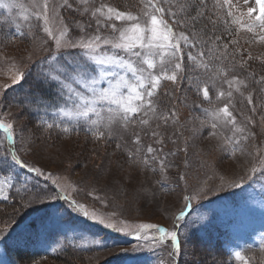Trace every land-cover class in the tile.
I'll use <instances>...</instances> for the list:
<instances>
[{"label":"snow or ice","instance_id":"snow-or-ice-1","mask_svg":"<svg viewBox=\"0 0 264 264\" xmlns=\"http://www.w3.org/2000/svg\"><path fill=\"white\" fill-rule=\"evenodd\" d=\"M231 2L232 0H223L221 3V0H217V7L223 8ZM140 3L142 7L139 12L133 13L120 10L107 0H33L32 10L29 11L17 0H0V9L7 10L9 16L13 9H21L23 21L35 19L42 22V32L54 45L52 48L46 47L48 40L45 39L39 50L28 54L27 64L23 61H11V75L8 77L11 83L0 84V104H3L5 94L10 89L15 91L13 85H22L27 77L32 76L35 88L29 89L24 103L28 111L37 115L39 127L45 132L59 130L69 138L83 130L94 143L122 140L123 133H129L132 147L124 142L116 143L115 148L125 153L131 164L158 174L160 179L156 183L160 185L161 191L170 192L175 189L169 186L168 171L179 165L163 155L165 137L158 129L161 125L166 127L169 123H179L178 111L171 103L176 99L175 88L187 82L202 95L204 101L212 104L209 85L215 87L217 78L222 77L220 83L227 87H220L215 91L216 100L221 101L222 106L204 108L206 119L201 120L200 124L209 128L210 136L223 140L221 147L231 158H237L238 154L247 158V175L235 178L220 176L218 185H209L205 180L197 186H190L186 174H179L177 186L180 181L184 182L181 195L183 206L175 215L171 228L157 224L133 226L123 220L113 222L110 216H114V212L106 218L102 213L90 211L84 203L67 194L70 185L62 183L60 177L29 163L26 156L32 152V136L25 135V130L21 129L18 147L15 124L8 119L12 113L0 110V129L7 133L8 141L7 145L0 142V200L10 199L11 190L15 187L17 168L50 180L59 190L53 193H31L27 184H24L25 196L21 199L25 203L22 207H48L42 217L18 226L19 232L12 227L15 220H10L0 228V244L9 241L17 245L26 244L33 234L75 232L77 226L66 219L55 204L64 200L73 212L105 228L126 235L134 234L136 239L150 245L170 243V264H176V257L182 252L180 228L182 222L184 228L189 227L188 218L196 212L194 202L198 203L225 187H242L246 179L252 180L257 173H261L264 178V149L255 145L252 150L248 147L250 139L255 135L248 132V125H254L255 121L251 116L246 117L245 121H238L235 114L234 94H238L246 105L251 106L250 111L255 112L250 82L264 84V75L256 79L255 73L248 72L241 78V72L247 71V61L252 56L249 54L244 59L243 53L239 51L228 52L227 44L220 51L215 46L216 41L221 39L220 36L215 37L213 47L205 52L203 49L208 41L201 39L197 33L188 31L189 28H195L198 17L204 15L193 5L192 0H140ZM255 3L259 7V13L256 14L257 8L249 6L246 21L241 18L244 13L238 17L229 9L226 15L232 18V25L252 33L254 39L264 41V0H255ZM205 5L206 0H201V7ZM64 9L87 19L74 18L70 23L66 22L62 15ZM224 23L227 25L229 21L225 20ZM73 26L80 35L73 37ZM15 27V33H0L8 44H14L17 38L30 37L31 23L27 24V31L19 23ZM231 43L236 45L237 41L233 40ZM185 47L188 51H185ZM192 49L197 50L195 54ZM40 52L45 54L39 56ZM35 56H39V59H34ZM237 56H240L238 61ZM206 57L219 62L218 65L210 66ZM185 58L192 61L194 69H204L208 80H202L199 76L190 77L186 71ZM229 58L231 66H223L224 61H229ZM237 68L241 72H237ZM230 71L233 74L229 77ZM165 82L171 85V94L162 93ZM161 94L169 97L167 111L160 106ZM15 99L16 97H12L13 102ZM8 107H12V102H9ZM49 115L50 119L45 118ZM219 128L230 129L231 135L220 137L217 132ZM144 135L150 136L160 147H154L151 143L145 145L142 142ZM171 142L176 145L170 153L172 156L180 152L187 154V141L183 145L177 144L176 140ZM183 163L185 168L189 166L187 159ZM20 192L21 188H16V193ZM94 198L101 200L99 196ZM101 203L104 201L101 200ZM260 207L264 208V197L261 198ZM213 219L214 215L197 216L191 222L192 231L206 230L212 225ZM149 230H155V234L149 235ZM87 243L97 247L104 246L98 239ZM52 251H56V248H52ZM234 256L242 264H250L241 251H236ZM0 264L6 262L0 260Z\"/></svg>","mask_w":264,"mask_h":264},{"label":"rangeland","instance_id":"rangeland-1","mask_svg":"<svg viewBox=\"0 0 264 264\" xmlns=\"http://www.w3.org/2000/svg\"><path fill=\"white\" fill-rule=\"evenodd\" d=\"M17 2L24 4L29 11L32 10L33 0H17ZM107 2L120 8V10L133 13L139 12L142 7L140 0H107ZM221 3H223V0H221ZM206 4L210 9L206 10L205 14L211 19L210 22L212 24H210L214 25L213 30L215 27L216 31L219 30L226 33L222 37L221 44L216 42L215 46L219 47L220 51H223L222 46L227 44L228 52L239 51L243 53L244 59H247L249 54L252 56V59L247 61L248 68L246 72H241L239 68L236 69L237 72H241V78L246 76L248 72L255 73L256 79L260 75H264V41L254 39L252 33L232 25L230 23L232 18L226 15L229 9L238 17L241 13H244L245 15L241 18L246 21V13L249 6L257 8L256 14L259 13V7L256 5L255 0H232L230 5H224L223 8L217 7V0H206ZM3 10L5 9H0V33H15L16 30L11 31V27L17 23L21 24L25 31H27L28 23L32 25L30 37L17 38L14 44L6 43L3 35H0V84H9L11 83L8 78L11 75V61H23L27 64L28 54L39 50L45 39L48 40L46 47L52 48L54 45L52 40L42 32V22L35 19H31L28 22L23 21L21 9H13L10 16L8 13L1 14ZM62 15L65 21L69 23L74 18L87 19V17H78L77 13L68 9L62 10ZM225 20H228L229 24L226 25L224 23ZM72 35L73 37L80 35L78 29L74 26L72 27ZM200 38L204 40L205 36L203 35ZM233 40L237 41L236 45L231 43ZM207 47L208 49L212 48V42ZM185 51H188L187 47H185ZM192 51L195 54L197 50L192 49ZM44 54V52H40L39 56ZM39 56H35L34 59H39ZM230 59L229 61H224L223 66L230 67ZM236 59L237 61L240 60V56H237ZM206 60H208L207 57ZM212 60L215 61L214 59ZM212 60H208L210 66ZM185 65L187 74L190 77L199 76L202 80H208V74L205 70L201 68L194 69L192 61L187 58H185ZM232 74L230 71L229 77ZM221 79L222 77L217 78L215 87L212 84L209 85V88H212L209 93L212 104L204 101L202 95L193 91L187 82L175 88L176 99L172 100L171 103L175 105L178 111L179 123H169L166 127L161 125L158 129L165 137L163 155H166L169 161L179 165V167L170 168L168 171L169 186L175 189L170 192L161 191L160 185L156 183L160 179L158 174L131 164L126 154L115 148L116 143L124 142H127L129 147H132L129 133H123L122 140L113 139L94 143L83 130L78 135L73 134L70 138L59 130L45 132L43 128L38 126L37 115L28 111L27 107L21 106L19 101L21 100V94L16 93L13 96L15 91L12 89L5 94L4 102L0 104V110L12 113V116L8 119L15 124L18 147L21 129L25 130V135L32 136V152L26 156L29 163L41 167L45 172H52L60 177L62 183L70 185L67 188V194L78 202L84 203L90 211L95 210L102 213L106 218L114 212L115 215L110 216V219L117 223L121 220L133 226L137 224L156 223L159 225L163 223L161 226L165 225L171 228L175 215L183 206L181 195L184 182L180 181L179 186H177L179 174H186V180L190 186H197L205 180L208 181L209 185H218L220 176L235 178L247 175L245 171L248 166L247 158L241 157L239 154L237 158H231L228 152L221 147L223 140L210 136L209 128L207 126L202 127L200 124V121L205 120L206 116L204 111H198L197 106L205 108L222 106V102L217 101L215 96L217 88L223 87L226 89L227 87L226 85H221ZM16 87L17 85H13V89ZM32 88H35V82ZM25 89V87H22L21 92L24 93ZM171 90V85L165 82L162 93L168 92L171 94ZM250 90L252 92L254 90L259 91L256 96L254 94L253 96L254 99L260 101V105H255V112H251L250 108H246L247 114L244 106L245 102L238 94H234L235 114L238 121H245L248 116H251L255 121L254 125H248V132L255 134L249 141V150H252L253 145L264 149V84L250 82ZM12 97H16L14 102ZM159 99L161 108L167 111L169 97L161 94ZM9 102H12V107L10 108L8 107ZM45 118L50 119V117ZM217 132L220 137L231 135V131L228 128H219ZM172 140H176L179 145H183L187 141V154L180 152L172 156L170 153L176 147L171 142ZM0 142L3 145L8 143L7 133L3 129L0 130ZM142 142L145 145L151 143L154 147H160L147 135L143 136ZM185 159H187L189 165L187 168H185L183 163ZM258 176H262V174L257 173L252 180L246 179L242 187H225L223 190L210 194L198 203L194 202L196 212L192 217L188 218L189 227L184 228V222H182L180 228L183 241L181 244L182 252L178 256L179 262H176V264H216L215 256L207 254L200 246L205 244L203 241L207 242L206 237L208 235L221 237L225 228H227L228 236L234 235L240 222L238 211L243 208L250 210L249 194L245 192V187L248 184L255 183ZM24 184H27L28 191L31 193H53L59 191L50 180L17 168L15 187L11 190L10 199L0 200V228H3L5 224L14 219L15 224L12 227L16 232H19L20 228L18 226H23L44 215L47 205L22 207V204L25 203L21 199V197L25 196L22 187ZM16 188H21L19 194L16 193ZM150 193H155V195ZM96 196H99L104 203L95 199L94 197ZM60 202V200L55 202L56 206L66 214V219L71 220L77 226L75 232H66L67 237L72 241H77L82 246H94L87 242L92 239H98L103 242L104 246H96L95 251L90 253L88 251L80 252L72 245L67 247L68 256H70L64 260L59 261L52 257L21 258L19 259L20 264H142L143 261H147L152 257V253L158 254L160 258L159 264L164 260H166L167 264H170L168 255L169 251H171L170 243L150 245L146 241L136 239L134 234H128V237L134 243L133 245L124 242V245L112 246L114 248L110 249L109 244L114 241L112 240L115 239L114 236L107 237L100 229L87 225L81 220L80 215L73 212L70 208L66 210L63 207V203ZM246 203H249V206ZM199 215H214L212 225L206 230L192 231L191 222ZM240 229L241 227L238 228V231ZM63 234L58 233V237L65 236ZM81 234H84V236L82 237ZM153 234H155V230H149V235ZM32 237H36V234L31 235L26 244L22 243L19 245L25 248H36L37 244L31 242ZM46 240L47 238L44 239V242ZM207 243L211 245L210 242ZM12 246L0 244V260L6 262V264H19L10 250ZM214 248L216 247L214 246ZM124 254L132 255L131 258L134 259H125L122 256ZM245 256L250 261V264H264L263 249L249 251ZM114 257L116 258L112 259ZM222 260L223 262H219L220 264H242L241 261L229 262L224 258Z\"/></svg>","mask_w":264,"mask_h":264},{"label":"trees","instance_id":"trees-1","mask_svg":"<svg viewBox=\"0 0 264 264\" xmlns=\"http://www.w3.org/2000/svg\"><path fill=\"white\" fill-rule=\"evenodd\" d=\"M192 3H193V5H195V7H197L198 9H199V11L200 12H202V13H204V15L202 16V17H198V19H197V21H196V26H195V28H189V30L191 31V32H195V33H197L198 35H199V37H202L203 35L205 36V39H204V41H208V43H207V45L204 47V51L205 52H207L208 51V44L210 43V42H212L214 39H215V37L216 36H220L221 37V39L220 40H222V37L226 34L225 32H223V31H219V30H217L216 31V29H215V27H214V30H213V26L211 25L212 23L210 22V18L205 14V11L206 10H209L210 8L207 6V5H205V6H203V7H201V1H199V0H192ZM193 15H195V12H193L192 13ZM189 23H191V21H189ZM211 23V24H210ZM225 25V24H224ZM220 40L219 41H216V42H220ZM197 42H199V41H197ZM217 48H219V47H217ZM211 65H218V62L217 61H211ZM192 88V87H191ZM193 89V88H192ZM212 88H210V90H211ZM194 90V89H193ZM195 91V90H194ZM212 91V90H211ZM257 93H259V91H257V90H254V92H253V94H254V96H256L257 95ZM254 103L256 104V106H258V105H260V101L258 100V99H254ZM245 111H246V113H247V109H246V107L247 108H250L251 106H248V105H246V103H245ZM248 114V113H247ZM183 242V241H182ZM129 244H131V245H133L134 243L133 242H129ZM120 245H124V244H121V243H116V244H113V245H111V246H109V248L110 249H113L114 247H118V246H120ZM112 246H114V247H112ZM182 246V245H181ZM207 254H209V255H212V256H215V258H216V260H215V262H216V264H220L219 263V257H221V255L215 250V249H213V248H210L209 246H206V245H202V246H200ZM76 248L80 251V252H83V251H88V252H94L95 251V249H96V246H92L91 248H89V249H85V250H83L82 249V247H79V246H76ZM70 256V255H69ZM68 256V250L67 251H65L64 253H60V254H57V255H54L52 258H54V259H57V260H64V259H66V258H68L69 257ZM120 256V255H119ZM123 256V255H122ZM180 256V255H179ZM72 257H74V256H72ZM129 258V257H128ZM113 259V258H112ZM166 261V260H165Z\"/></svg>","mask_w":264,"mask_h":264}]
</instances>
